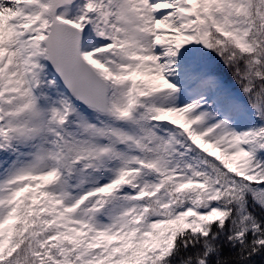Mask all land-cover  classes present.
Wrapping results in <instances>:
<instances>
[{"label": "snow or ice", "instance_id": "6c2138e0", "mask_svg": "<svg viewBox=\"0 0 264 264\" xmlns=\"http://www.w3.org/2000/svg\"><path fill=\"white\" fill-rule=\"evenodd\" d=\"M0 264H264V0H0Z\"/></svg>", "mask_w": 264, "mask_h": 264}, {"label": "trees", "instance_id": "16d2710c", "mask_svg": "<svg viewBox=\"0 0 264 264\" xmlns=\"http://www.w3.org/2000/svg\"><path fill=\"white\" fill-rule=\"evenodd\" d=\"M229 79H230V76H229Z\"/></svg>", "mask_w": 264, "mask_h": 264}]
</instances>
